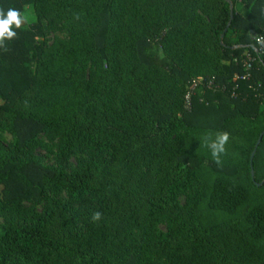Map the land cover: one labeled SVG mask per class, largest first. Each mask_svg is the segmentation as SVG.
Wrapping results in <instances>:
<instances>
[{"label":"trees","instance_id":"obj_1","mask_svg":"<svg viewBox=\"0 0 264 264\" xmlns=\"http://www.w3.org/2000/svg\"><path fill=\"white\" fill-rule=\"evenodd\" d=\"M25 6L0 42V264H264V0H0Z\"/></svg>","mask_w":264,"mask_h":264},{"label":"clouds","instance_id":"obj_2","mask_svg":"<svg viewBox=\"0 0 264 264\" xmlns=\"http://www.w3.org/2000/svg\"><path fill=\"white\" fill-rule=\"evenodd\" d=\"M24 21L21 18V14L14 9H9L5 16L3 11H0V42L5 39H12L16 36V33L12 30V25L16 28H20ZM258 43H264V38H258ZM229 140V134L227 132L216 134L213 139L212 134L209 133L203 139V145L210 149L211 156L217 165H221V155L226 153L225 145ZM100 213H94L92 216L93 221L100 219Z\"/></svg>","mask_w":264,"mask_h":264},{"label":"rangeland","instance_id":"obj_3","mask_svg":"<svg viewBox=\"0 0 264 264\" xmlns=\"http://www.w3.org/2000/svg\"><path fill=\"white\" fill-rule=\"evenodd\" d=\"M32 12H33V9H32V6H25L22 13H21V18L22 20L24 21L22 23L21 26H25V25H30L31 23L34 22V17L32 15ZM15 26V25H14ZM55 37H61L63 38L64 37V34H56V33H48L46 36H45V39L47 41L48 44H50L52 42V40L55 38ZM254 38V36L252 37ZM197 80H201L200 79H197ZM187 97L188 95H186L184 97V102H185V105H186V100H187ZM231 134H229V140L228 142L231 140ZM0 138L1 140L4 142V143H10L13 141V137L10 136L9 134L7 133H2L0 134ZM42 142L44 144V148H41V149H37L35 151V154L38 158H40V160L42 161V164L45 165V166H54L55 165V161L53 160L51 154H49V152L47 151V149L51 146L49 142H47L46 139H42ZM70 165L71 166H74L75 165V162L74 160H70ZM180 201L181 202H184V199L183 198H180ZM160 229L162 231H165V227L162 226L160 227Z\"/></svg>","mask_w":264,"mask_h":264},{"label":"built area","instance_id":"obj_4","mask_svg":"<svg viewBox=\"0 0 264 264\" xmlns=\"http://www.w3.org/2000/svg\"><path fill=\"white\" fill-rule=\"evenodd\" d=\"M255 39H256V37H255ZM254 61H255V58L250 53L243 54L242 59H241V64H242V67H243L244 75L243 76H235L234 80H249L251 78V72L253 70ZM201 81L202 80H196L195 82L200 83ZM211 87H212V82H209L207 84V88L211 89ZM259 87H260V84L257 83L256 84V88H254V91L257 92V89ZM231 97L232 98L235 97V94L233 93ZM258 97L261 98L262 95L258 94ZM186 108L188 110L190 108L189 97H187V100H186Z\"/></svg>","mask_w":264,"mask_h":264},{"label":"water","instance_id":"obj_5","mask_svg":"<svg viewBox=\"0 0 264 264\" xmlns=\"http://www.w3.org/2000/svg\"><path fill=\"white\" fill-rule=\"evenodd\" d=\"M263 135H264V133L260 136V139H259V141L257 142V146L259 145L260 140L262 139ZM257 146H256V147H257ZM251 177L253 178V171H252V170H251Z\"/></svg>","mask_w":264,"mask_h":264},{"label":"crops","instance_id":"obj_6","mask_svg":"<svg viewBox=\"0 0 264 264\" xmlns=\"http://www.w3.org/2000/svg\"><path fill=\"white\" fill-rule=\"evenodd\" d=\"M253 39H255V36H254V38Z\"/></svg>","mask_w":264,"mask_h":264}]
</instances>
